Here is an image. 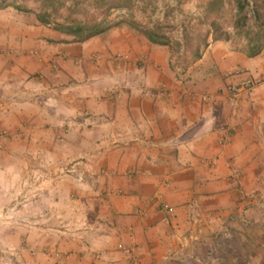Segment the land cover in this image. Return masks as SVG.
Here are the masks:
<instances>
[{
	"label": "crops",
	"instance_id": "crops-1",
	"mask_svg": "<svg viewBox=\"0 0 264 264\" xmlns=\"http://www.w3.org/2000/svg\"><path fill=\"white\" fill-rule=\"evenodd\" d=\"M70 38L0 8V264H258L264 47ZM236 69L262 81L230 107Z\"/></svg>",
	"mask_w": 264,
	"mask_h": 264
},
{
	"label": "rangeland",
	"instance_id": "rangeland-1",
	"mask_svg": "<svg viewBox=\"0 0 264 264\" xmlns=\"http://www.w3.org/2000/svg\"><path fill=\"white\" fill-rule=\"evenodd\" d=\"M1 1L18 13L45 15L53 29L55 24L75 22L101 23L109 29L130 26L147 39L171 41L190 53H199L209 36L229 38L235 47L247 50L253 43L264 45V0H248L247 5L240 0L244 3L241 11L236 0ZM258 264H264V256Z\"/></svg>",
	"mask_w": 264,
	"mask_h": 264
},
{
	"label": "trees",
	"instance_id": "trees-1",
	"mask_svg": "<svg viewBox=\"0 0 264 264\" xmlns=\"http://www.w3.org/2000/svg\"><path fill=\"white\" fill-rule=\"evenodd\" d=\"M236 1H237V7L239 11L243 9L244 3L246 5L249 3L248 0H243L244 3L243 2L241 3L240 0H236ZM2 6H5V5L0 0V7L2 8ZM15 9L19 10V7H15ZM23 11L32 12L30 9H24ZM34 15L38 22L42 24H48V25L50 24V21L46 19L45 15L40 14V13H35ZM54 26H55L54 27L55 30H58L72 37L69 40H65V41L67 42L73 41V42H79V43L84 42L87 39L93 36L99 35L109 29L108 25L107 26L102 25L101 23L85 24L81 22H75V23H70L69 25L55 24ZM149 40L151 42H156V40H154V37L149 36ZM263 47L264 45L253 43L252 45H250V50H247V52L251 56L256 55L261 51Z\"/></svg>",
	"mask_w": 264,
	"mask_h": 264
},
{
	"label": "built area",
	"instance_id": "built-area-1",
	"mask_svg": "<svg viewBox=\"0 0 264 264\" xmlns=\"http://www.w3.org/2000/svg\"><path fill=\"white\" fill-rule=\"evenodd\" d=\"M34 54L35 52H31ZM228 82L223 87L228 105L235 107L239 99L244 95H249L254 88L262 81L260 77H255L247 69H236L226 74ZM207 96H203L202 100H207ZM167 211H171L166 208ZM125 255H130L132 250L129 248H121ZM137 263V259L133 258V264Z\"/></svg>",
	"mask_w": 264,
	"mask_h": 264
}]
</instances>
